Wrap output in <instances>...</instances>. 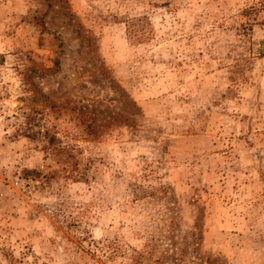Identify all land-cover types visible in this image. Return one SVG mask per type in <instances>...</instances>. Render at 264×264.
I'll list each match as a JSON object with an SVG mask.
<instances>
[{
	"label": "rangeland",
	"instance_id": "1",
	"mask_svg": "<svg viewBox=\"0 0 264 264\" xmlns=\"http://www.w3.org/2000/svg\"><path fill=\"white\" fill-rule=\"evenodd\" d=\"M0 264H264V0H0Z\"/></svg>",
	"mask_w": 264,
	"mask_h": 264
},
{
	"label": "trees",
	"instance_id": "2",
	"mask_svg": "<svg viewBox=\"0 0 264 264\" xmlns=\"http://www.w3.org/2000/svg\"><path fill=\"white\" fill-rule=\"evenodd\" d=\"M138 40H140V39H138Z\"/></svg>",
	"mask_w": 264,
	"mask_h": 264
}]
</instances>
